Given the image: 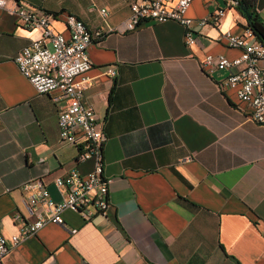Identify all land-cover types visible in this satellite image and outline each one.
<instances>
[{"label": "crops", "instance_id": "1", "mask_svg": "<svg viewBox=\"0 0 264 264\" xmlns=\"http://www.w3.org/2000/svg\"><path fill=\"white\" fill-rule=\"evenodd\" d=\"M54 15L51 28L67 34L72 14L92 29L113 28L87 48L80 101L103 121V175L111 178L105 215L88 221L61 212L63 224L45 223L22 239L5 264H264V126L249 120V107L231 89L220 90L227 70L202 68L207 57L232 59L239 48L221 32L238 34L246 19L229 0H192L186 16L202 18L218 8V24L182 26L142 21L114 28L132 0H19ZM139 1V0H136ZM107 12L103 22L98 9ZM264 23V0H254ZM39 36L0 9V233H16L28 214L20 186L39 178L51 200L63 188L52 179L71 170L81 143L60 141L56 125L63 98L37 93L13 58ZM264 67V62L260 63ZM115 70L113 77L103 72ZM76 80H79L77 78Z\"/></svg>", "mask_w": 264, "mask_h": 264}, {"label": "built area", "instance_id": "2", "mask_svg": "<svg viewBox=\"0 0 264 264\" xmlns=\"http://www.w3.org/2000/svg\"><path fill=\"white\" fill-rule=\"evenodd\" d=\"M192 0H132L128 3L127 18L114 28L131 30L142 21H174L182 26V39L186 46L194 43L192 24H218L224 8L192 20L186 10ZM0 9L15 16L19 24L28 30H38L39 36L24 45L13 58L18 72L32 85L37 93L56 91L54 99L63 98L58 107L56 125L58 138L70 144L81 143L77 159L92 160L91 169L84 175L71 170L65 176L52 179L54 186L63 188L60 201L50 199L39 178L23 183L20 189L26 193L22 200L28 217L23 218L16 233L4 236L0 233V264L9 250L22 239L33 235L45 223L63 224L61 212L65 209L77 212L88 221L94 213L105 215L108 207L107 188L111 178L103 175L102 145L105 140L103 121L98 120L92 108L81 103L84 73L90 62L87 48L94 40L101 39L113 28L88 29L85 23L72 14H65L62 22L67 34L54 31L51 22L54 15L40 12L19 0H0ZM104 22L107 12L98 9ZM229 47L239 48L240 54L232 59L221 55L207 57L200 67L227 70L219 82L220 90L231 89L237 99L250 109L248 118L264 126V45L258 42L249 29L234 34L229 30L219 34ZM113 77L115 70L108 67L103 72ZM79 78V80H76Z\"/></svg>", "mask_w": 264, "mask_h": 264}, {"label": "trees", "instance_id": "3", "mask_svg": "<svg viewBox=\"0 0 264 264\" xmlns=\"http://www.w3.org/2000/svg\"><path fill=\"white\" fill-rule=\"evenodd\" d=\"M248 12L249 19L246 20V28L249 29L254 38L264 45V23L254 10V0H237ZM234 8L241 14L238 7ZM242 15V14H241Z\"/></svg>", "mask_w": 264, "mask_h": 264}, {"label": "water", "instance_id": "4", "mask_svg": "<svg viewBox=\"0 0 264 264\" xmlns=\"http://www.w3.org/2000/svg\"><path fill=\"white\" fill-rule=\"evenodd\" d=\"M229 1H230L231 5L236 6V7L239 8V10H240L242 16H244V18H245L246 20L249 19V14H248V12L246 11V9H245V8H244V7H243V6H242L237 0H229Z\"/></svg>", "mask_w": 264, "mask_h": 264}]
</instances>
